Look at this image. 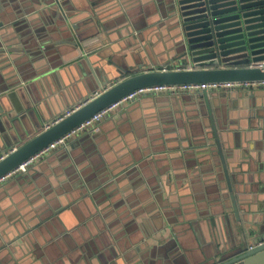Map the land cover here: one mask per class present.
Returning a JSON list of instances; mask_svg holds the SVG:
<instances>
[{
    "label": "crops",
    "instance_id": "1",
    "mask_svg": "<svg viewBox=\"0 0 264 264\" xmlns=\"http://www.w3.org/2000/svg\"><path fill=\"white\" fill-rule=\"evenodd\" d=\"M58 1L100 56L67 55ZM0 22V119L15 121L21 137L133 72L176 68L167 0H0ZM43 60L58 68L45 72ZM19 69L22 85L13 84ZM102 78L115 81L100 88ZM249 92L214 108L239 220L215 156L200 150L211 147L210 123L196 93L143 96L0 184V264H211L235 255L264 220V88ZM13 149L0 144V158ZM20 176L34 190L13 192Z\"/></svg>",
    "mask_w": 264,
    "mask_h": 264
},
{
    "label": "water",
    "instance_id": "2",
    "mask_svg": "<svg viewBox=\"0 0 264 264\" xmlns=\"http://www.w3.org/2000/svg\"><path fill=\"white\" fill-rule=\"evenodd\" d=\"M167 4L171 19L175 23L173 29L176 31V56L172 60V67L176 68L133 72L132 75L102 90L99 95L88 100L71 115L64 117L50 128L43 130L40 126L37 127V131H33L34 133H31L29 137H21V133H18L20 129L15 121L10 123L8 119H4V121L0 119V134H3L2 137L0 136V144L3 151H8L15 145V149L0 158V178L18 170L28 160L94 115L139 89L155 86L264 82V68L261 67V63H264V0H167ZM53 8L55 10L62 9L61 17L64 20L65 29L70 34V40L67 41V49H69L67 55L71 56L75 53L78 55L77 57L100 56L102 52L99 50L100 47H89L86 44L88 41L86 43L83 41L85 37L79 27L74 26L77 19L75 20L73 13L66 12L64 3L59 2V5H53ZM81 11L90 13V16L94 15L90 9ZM2 25L0 22V28ZM0 34L2 35V32ZM4 39L6 40L5 37ZM45 48V54L49 56V48ZM8 51L14 53L18 50L9 47ZM6 58L10 59L11 56ZM15 64L17 65V62ZM41 67L47 72L51 68L54 70L58 68V63L43 60ZM19 71L20 76L14 71L16 80L13 84L22 85L26 81L20 69ZM113 81L115 80L102 78V84L99 87L102 88L108 82ZM2 92L0 90V94ZM254 93L256 92L253 91L252 94L254 95ZM238 94L248 97L250 92L203 91L196 93L192 101L200 103L202 106L205 105L207 108L205 115L210 123L208 140L211 147L200 150H210L215 156L221 173L220 178L226 186L227 203L231 204L232 200V210L239 220V198L228 164V161L231 162V160L229 157L226 158L227 154L228 156L230 154L226 153L227 144L224 140V132L214 113V108L219 103L218 100L221 102L223 98L229 96L235 98ZM177 96L182 97L181 95ZM2 113H4V109L0 102V114ZM23 120V118L19 119L20 122ZM7 130H9V134L6 132ZM29 174L33 176L34 171H30ZM30 181L28 176L16 178L13 183L14 185L18 183V187L17 191L13 192L19 191L20 193L22 188L29 192L34 190L33 185L29 186L27 183ZM28 191L27 193H29ZM44 208L46 210H41V214L47 212L48 207L44 206ZM102 213L106 214V210L104 212L102 210ZM247 231V235L243 236L242 246L233 255L234 257L224 256L217 263L212 262L211 264H264V220L259 226Z\"/></svg>",
    "mask_w": 264,
    "mask_h": 264
},
{
    "label": "built area",
    "instance_id": "3",
    "mask_svg": "<svg viewBox=\"0 0 264 264\" xmlns=\"http://www.w3.org/2000/svg\"><path fill=\"white\" fill-rule=\"evenodd\" d=\"M261 67L264 68V63H261ZM260 88H264V82H234V83H213V84H196V85H180V86H155V87H150V88L139 89L129 94L127 97H125L121 101L113 104L109 108L102 110L98 114L94 115L91 119L87 120L85 123H83L76 129L68 133L66 136L56 141L55 143L51 144L47 149L43 150L42 152H40L39 154H37L36 156L28 160L18 170L12 173H9L8 175L0 178V184L9 180L11 177H13L15 174L19 172H26L27 168L30 165H32L36 160L40 159L41 156H43L47 152L53 149H56L59 146L66 147L67 142L71 137L83 134L87 131H94L98 127L102 119L106 115H108V113L111 110L117 109L118 107H120L121 105H123L124 103L128 101H135L138 98L143 97V96H157V95H163V94L178 95V94H185V93H198V92H203V91H211V92L212 91H234V90L252 91V90H257ZM75 110H77V108ZM75 110L68 112L65 116L57 120L55 123L59 122L64 117L71 115ZM53 124L48 125L46 129L50 128Z\"/></svg>",
    "mask_w": 264,
    "mask_h": 264
}]
</instances>
